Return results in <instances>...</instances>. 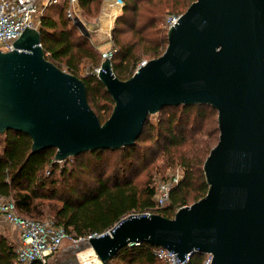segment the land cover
<instances>
[{
	"label": "water",
	"instance_id": "1",
	"mask_svg": "<svg viewBox=\"0 0 264 264\" xmlns=\"http://www.w3.org/2000/svg\"><path fill=\"white\" fill-rule=\"evenodd\" d=\"M72 25L86 33L78 18ZM13 48L0 52V135H27L31 152L53 149L55 163L132 146L166 107L217 112L205 196L172 218L129 215L88 239L100 264L139 244L175 253L176 264L193 254L211 255V264H264V0H194L167 31L162 55L126 81L101 62L96 78L114 104L103 124L82 80L45 59L39 31L26 28Z\"/></svg>",
	"mask_w": 264,
	"mask_h": 264
},
{
	"label": "trees",
	"instance_id": "2",
	"mask_svg": "<svg viewBox=\"0 0 264 264\" xmlns=\"http://www.w3.org/2000/svg\"><path fill=\"white\" fill-rule=\"evenodd\" d=\"M121 1L122 12L130 13L132 17L123 21L121 27L118 26L120 18L116 20L117 24L115 22L111 42L116 52L111 59V68L118 80L126 81L140 64V58L138 54H134V49L138 46L141 49L140 55L148 57L149 60L156 59L164 52L167 37L153 38L152 34H147V30L153 25L147 24L142 13L137 14L141 6H137L134 0ZM151 1L146 0L147 4ZM98 2L100 0H78L80 12L90 14L93 6ZM182 2L183 0L179 5ZM61 5L63 12L57 20L45 16L41 18L39 32L44 57L61 71L82 80L86 88L87 102L101 123L104 115L111 112L114 105L96 78L95 69L100 66L101 54L88 45L85 35L77 32L72 22L64 15L65 5ZM177 7L173 10L181 14L182 11L176 10ZM148 13H152L151 10H148ZM136 23L141 25L135 28ZM128 32L131 38L123 39L122 37ZM83 64H89V68L84 76H80V68ZM178 107L181 108L180 112H173ZM178 107H166L172 112L165 119L159 120L157 131L155 130L156 137L164 141L162 153L169 155L168 159L177 161L182 172L181 180L171 192L168 206L158 213L164 218H172L175 210L185 207L192 193L200 195L197 201L205 196L208 189L202 170L206 159H203L205 145L200 150L192 152L191 156L188 153L181 156L175 152L185 144V129L191 120L190 112L194 110L195 117L192 121L202 122L209 117V111L214 109L204 105ZM148 120L149 118L144 124L140 137L132 146L116 150L127 161L133 158L138 162L140 157L137 152L141 150L138 145L140 142L151 141V136L142 139L147 134ZM201 129L200 127L198 131ZM0 137V199L11 198L20 217L39 221L21 214L31 216L38 208L34 204L37 200L56 198L60 205L52 211L53 224L62 227L69 237L80 239L105 233L123 218L142 214L153 207V187H146L141 194L130 178L110 182L109 178H103V168L82 160L85 155H89L100 162L103 153L115 151H95L79 155L75 157L77 166L67 170L59 168L58 163L54 162L53 149L32 153L31 140L23 133L7 131ZM128 170L131 174L134 172L131 171L132 167ZM57 172L65 180L62 187L57 186L58 180L54 178ZM87 172L95 175L91 181L79 187L74 186L72 181L80 179ZM15 251L14 246L0 235V264H16ZM202 263L203 256L200 254H193L188 262V264ZM107 264L160 263L153 255V247L139 244L121 249Z\"/></svg>",
	"mask_w": 264,
	"mask_h": 264
},
{
	"label": "rangeland",
	"instance_id": "3",
	"mask_svg": "<svg viewBox=\"0 0 264 264\" xmlns=\"http://www.w3.org/2000/svg\"><path fill=\"white\" fill-rule=\"evenodd\" d=\"M134 1L136 2V4H138L137 6H141V10L138 11L137 14L141 15L142 13L145 20H147V24L153 25L152 28H149L146 33L152 34L153 38L154 37L163 38V37H167V32L164 29L165 19L168 16L180 17L186 12L188 7L193 3L194 0L188 2L186 0H183L181 5L179 4L182 0H152L148 4L146 0H134ZM184 2L185 4H183ZM176 6H178L176 10L180 9L182 11L181 14L173 10ZM115 7L118 9L116 13L114 11L115 13L114 15L112 14V16H115V21L112 30L116 26L115 22L116 20H118V18H120L118 20V26L121 27L123 21H127L132 17L130 13L122 12L123 7H121L120 10L117 5H115ZM61 8L62 5H59V7L56 8H51L50 10L45 11L44 15L46 18L57 20L58 17L62 15L63 11ZM106 9L107 7L105 8L103 6V0H100V2L96 3L93 6L90 14L83 12H80L78 14V19L83 24V26L91 27L94 30L100 29V27H102V29L99 31L102 38L105 34H110L109 40L107 39L102 40L98 37H95L93 36L92 31L88 32V30L85 34H83L87 38L88 45L96 49L97 52L100 54L101 52H106L107 50L113 47V44L111 42L112 30L110 33L109 32L107 33L105 31L108 30L109 28V25L106 23V20L108 19L109 16ZM144 9L146 10V12H144ZM148 10H151L153 14L155 13L156 14L153 15L152 13H148ZM140 25L141 23H136L135 28H138ZM77 32L79 33L78 29ZM122 38L130 39L131 34L128 32ZM140 51L141 49H139L138 46L133 51L134 54L136 55L138 54L137 56L140 58V63L149 61L148 57L139 54ZM88 68H89V64H83L80 68V76H84L88 71ZM180 110L181 108L178 107L173 112H180ZM111 112L104 115V119L102 118V122H101L102 124L109 118ZM171 112L172 111L168 110L167 108L166 109L164 108L157 114L148 117L149 118L148 127L146 128L147 134H145L142 139H147L148 136H151V141H147L145 143L140 142V144L138 145V147L141 148V150L137 152L140 157L138 162L133 158H131L130 161H127L122 157V154L118 151L103 153L101 155L100 162L95 161V159H92L91 156L89 155H85L84 157L81 156L83 157L82 160L89 162V164H93V166L95 167L99 166L103 168L104 169L103 178H109L110 182L116 179L121 181L122 179L130 178L135 188L141 194H143L146 187H154L158 182L165 180L170 176H173L177 172L179 173V176H181L182 172L179 166L177 165V161H172L171 159H168L169 155L162 153L161 150L164 141L159 140L156 137V133H155L159 120L165 119L168 115L171 114ZM193 112L194 110L190 112L191 120L185 129V144L182 147H180V149H178L175 153L181 156L184 155L185 153H188L191 156L192 152L200 150L205 145L206 149L205 151H203V154L205 155L203 159H205L209 154V151L216 145L218 141L219 133L217 128V112L214 110L213 111L210 110L209 117H207V119L202 122L192 121L195 117V114ZM199 126L202 128L201 131H198V129L200 128ZM205 132L207 133L205 134ZM75 159L77 158H72V157L68 158L66 159V161L58 163V166L59 168H66L67 170L74 168L77 166V161ZM130 167H132L131 171H134L132 174L128 170ZM94 176H95L94 174L87 172L85 175H83V177L81 176L80 179L72 181L73 185L79 187L84 183L90 182L92 177ZM54 178L58 180L57 186L62 187L65 181L63 177H60L59 173L57 172ZM199 196L200 195H194L192 193L188 199L186 206H190L191 204L195 203L196 199ZM34 204L38 208L32 212L31 216H27L24 214L21 215L27 218L39 220L41 222L47 220L52 221V215H53L52 211L55 207H58L60 205L57 202L56 198L37 200L34 202ZM176 211L177 210H175L174 213ZM0 235L4 236L8 241V243L12 244L15 249L18 248L19 238L16 229L10 224L6 223L1 217H0ZM64 243H66L69 246H73L72 247L73 249L67 250L65 252L66 254H57L63 247ZM64 243L62 244L61 248L55 255V258H57V260L50 261L49 264H81V259H80V256H82L81 253H85L86 251H82L80 250V248L85 247L86 243L82 242L79 243L78 245H73L71 241H65ZM86 246L88 245L86 244Z\"/></svg>",
	"mask_w": 264,
	"mask_h": 264
},
{
	"label": "built area",
	"instance_id": "4",
	"mask_svg": "<svg viewBox=\"0 0 264 264\" xmlns=\"http://www.w3.org/2000/svg\"><path fill=\"white\" fill-rule=\"evenodd\" d=\"M64 4V15L71 22L78 18L80 13L78 0H0V52L7 53L14 50L13 44L19 39L24 30L32 29L39 31L41 18L44 12L51 8L59 7ZM109 5V6H106ZM115 4L123 7L121 0H103V6L107 7L109 14L106 23L109 25L107 33L111 32L114 25V15L118 8L112 6ZM115 9H112V8ZM115 11V13H114ZM179 16H168L164 22L166 32L177 23ZM85 27V26H84ZM86 32L92 31L93 36L102 40H109L110 34L101 37L99 31L91 27H85ZM116 50L112 47L106 52L101 53V62L113 58ZM146 62L140 63L137 67L143 66ZM95 69V74L98 72ZM182 178L177 172L173 176L158 182L154 188L153 207L152 209L139 215L157 214L167 207L173 188ZM0 217L16 229L19 245L15 251L16 264H49L53 256L61 248L65 241H71L73 245L85 242L96 234L85 238L73 239L69 237L65 230L53 224L52 221H33L17 215L14 201L11 198L0 199ZM153 255L160 264H176L174 260L175 253H171L164 248H153ZM202 264H211V255L205 254ZM190 257H186L183 264H188Z\"/></svg>",
	"mask_w": 264,
	"mask_h": 264
},
{
	"label": "bare ground",
	"instance_id": "5",
	"mask_svg": "<svg viewBox=\"0 0 264 264\" xmlns=\"http://www.w3.org/2000/svg\"><path fill=\"white\" fill-rule=\"evenodd\" d=\"M81 254H82V256H80L81 264H98L99 263L98 259L96 258L95 254L93 253L90 247L89 249L86 250L85 253H81Z\"/></svg>",
	"mask_w": 264,
	"mask_h": 264
},
{
	"label": "crops",
	"instance_id": "6",
	"mask_svg": "<svg viewBox=\"0 0 264 264\" xmlns=\"http://www.w3.org/2000/svg\"><path fill=\"white\" fill-rule=\"evenodd\" d=\"M112 6H114L115 7V4H112ZM102 53V52H101ZM73 246H69V245H67L66 243H64V245H63V247L61 248V250L57 253V254H66L65 252L67 251V250H69V249H73L72 248ZM87 247V248H86ZM86 249H88V246H86V244H85V247H83V248H80V250H82V251H86ZM78 251H79V249H78ZM81 251V252H82ZM80 254V253H79ZM55 259V260H54ZM57 260V258H55V256H53L52 258H51V260L50 261H56Z\"/></svg>",
	"mask_w": 264,
	"mask_h": 264
}]
</instances>
